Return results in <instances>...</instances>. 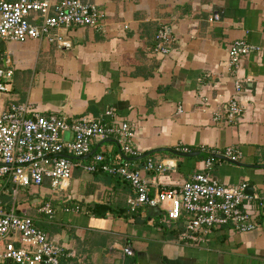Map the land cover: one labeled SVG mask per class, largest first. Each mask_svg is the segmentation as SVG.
<instances>
[{"label": "crops", "instance_id": "crops-1", "mask_svg": "<svg viewBox=\"0 0 264 264\" xmlns=\"http://www.w3.org/2000/svg\"><path fill=\"white\" fill-rule=\"evenodd\" d=\"M82 1L95 5L102 17L96 27L58 30L67 48L43 38L0 40V67L12 72L0 109L30 104L43 115L66 120L96 119L111 110L113 120L133 129L139 154L123 156L129 168L142 172L146 158L172 165L158 175L162 184L180 183L199 170L208 154L230 147L239 153L238 161H214L209 174L221 184L245 183L264 207V0ZM161 28L168 36L162 43L166 53L155 51ZM238 38L258 49L231 67L226 47ZM235 79L240 81L236 101L241 114L225 123L223 109ZM216 113L217 121L212 118ZM60 138L69 141L71 133L64 131ZM180 148L199 154L170 152L185 153ZM97 152L112 157L118 148L109 139L93 141L90 154L80 160L90 162ZM8 186L0 185L6 210L11 207L4 201L11 198ZM132 195L119 177L74 166L66 189L51 193L47 184L36 187L30 208L14 203V211L28 215L34 209L45 218L37 223L31 217L61 246L60 264H264L262 215L253 231L235 232L224 225L202 243L187 242L179 239L182 219L166 222L157 207L130 212L126 199ZM46 200L51 216L37 211ZM124 247L131 255L123 253Z\"/></svg>", "mask_w": 264, "mask_h": 264}, {"label": "built area", "instance_id": "built-area-1", "mask_svg": "<svg viewBox=\"0 0 264 264\" xmlns=\"http://www.w3.org/2000/svg\"><path fill=\"white\" fill-rule=\"evenodd\" d=\"M101 17L95 5L82 0H0V40L22 42L43 38L67 48L70 44L58 30L70 26L96 27ZM212 19L217 20L218 16L212 14ZM167 38L165 30L159 29L155 35L158 42L155 51L167 52L162 45ZM257 49L243 39L232 41L226 47L228 66H238L242 58ZM11 75L9 68L0 67V98L9 89ZM239 82L233 81L234 93L224 106L225 123L236 121L241 114L236 101ZM212 118L217 121L220 114L216 113ZM64 131L71 133L69 141L60 138ZM132 138L131 125L113 120L111 110H105L96 119L66 120L43 115L30 104L0 109V185L9 183L12 187L11 207L6 210L0 204V264H60L61 246L51 242L31 217L16 213L14 201L18 187L36 188L47 184L51 193L66 189L74 166L84 172H101L125 181L133 193L126 199L130 212L140 206L157 207L163 211L166 222L182 219L179 232L182 241L202 243L214 228L224 225L235 232L253 231L260 226L257 221L260 215L264 225V207L256 195L244 191L245 183L225 185L209 174L214 161H238L237 151L226 147L212 152L201 161L199 170L187 179L176 184H162L158 175L172 167L170 163L146 158L142 172L153 174L148 177L141 170L128 167L123 156L139 154ZM103 139L114 141L118 152L112 157L97 152L91 155L90 162L83 163L80 159L90 154L91 142ZM180 151L187 150L180 148ZM161 204L165 206L160 207ZM37 209L46 216L53 213L50 200ZM122 250L125 255H131L129 248Z\"/></svg>", "mask_w": 264, "mask_h": 264}, {"label": "rangeland", "instance_id": "rangeland-1", "mask_svg": "<svg viewBox=\"0 0 264 264\" xmlns=\"http://www.w3.org/2000/svg\"><path fill=\"white\" fill-rule=\"evenodd\" d=\"M226 164H227V162H225ZM229 163H236V162H229ZM215 164L213 163L212 165H211V168L214 166ZM210 168V169H211ZM8 188H9V186H8ZM11 189H12V187L11 188H9V190L11 191ZM35 188H33V187H18L17 188V190H16V196H15V201H14V203H15V207H17V208H19V209H25L27 206L30 208V206H31V204H30V200L31 199H33V198H31V196H30V192L32 191V190H34ZM63 193L62 192H59L58 193V195H62ZM58 195H56V196H58ZM4 201L5 202H7V203H9V205H11V198H9V197H5L4 198ZM160 207H164V204H161L160 205ZM28 215L30 216V217H32L33 219H39V220H36L37 221V223L39 222V221H42V220H45V218H43V217H40L39 215H36L35 213H34V209H30V210H28ZM27 215V216H28ZM180 223H181V220H180ZM40 225H42V224H36V227H38V228H41L42 230H45V227H41Z\"/></svg>", "mask_w": 264, "mask_h": 264}, {"label": "water", "instance_id": "water-1", "mask_svg": "<svg viewBox=\"0 0 264 264\" xmlns=\"http://www.w3.org/2000/svg\"><path fill=\"white\" fill-rule=\"evenodd\" d=\"M109 140H111V139H109ZM170 152H172V153L175 154V155L182 156V157H191V156H193V155L199 154V152H185V153H181V152H175V151H171V150H170ZM244 191H245L246 193L250 194V193H251V188H250V186H247V185H246L245 188H244Z\"/></svg>", "mask_w": 264, "mask_h": 264}, {"label": "trees", "instance_id": "trees-1", "mask_svg": "<svg viewBox=\"0 0 264 264\" xmlns=\"http://www.w3.org/2000/svg\"><path fill=\"white\" fill-rule=\"evenodd\" d=\"M189 150V149H188ZM122 180V179H121ZM123 181V180H122ZM125 182V181H124ZM97 207H99L102 211H105L106 210V206L104 205H98Z\"/></svg>", "mask_w": 264, "mask_h": 264}]
</instances>
